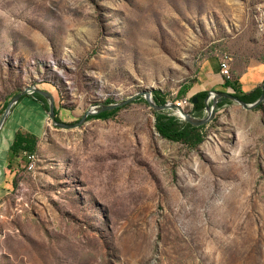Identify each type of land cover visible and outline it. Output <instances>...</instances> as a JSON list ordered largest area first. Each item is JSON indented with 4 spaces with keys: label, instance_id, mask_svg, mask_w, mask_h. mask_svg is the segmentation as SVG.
<instances>
[{
    "label": "rangeland",
    "instance_id": "rangeland-1",
    "mask_svg": "<svg viewBox=\"0 0 264 264\" xmlns=\"http://www.w3.org/2000/svg\"><path fill=\"white\" fill-rule=\"evenodd\" d=\"M224 60L264 88V0H0V119L32 86L71 125L155 90L201 118ZM143 98L78 129L41 104L36 169L0 176V264H264V103L218 108L192 149Z\"/></svg>",
    "mask_w": 264,
    "mask_h": 264
},
{
    "label": "trees",
    "instance_id": "trees-1",
    "mask_svg": "<svg viewBox=\"0 0 264 264\" xmlns=\"http://www.w3.org/2000/svg\"><path fill=\"white\" fill-rule=\"evenodd\" d=\"M223 88L220 90L222 92H228L232 90L233 92L230 93L233 96L239 98L241 101L245 102L246 104H253L260 99V97L264 94L263 89L260 87L255 88L251 92H245L242 89L241 84L238 81H231L230 78L223 77ZM189 91V88L185 85L181 88L180 94L186 96ZM212 91L211 89L199 90L198 92L194 93V95L188 97L190 101L193 102L194 98H197V102L194 103V110L196 114L201 115L206 109V97L208 96L209 92ZM153 97L155 102L158 105H163L167 103L166 97L162 94L161 91L155 90L153 91ZM187 97V96H186ZM32 98L41 103L45 110L49 111V103L48 101L41 95L34 94ZM142 99V98H140ZM143 100H145L143 98ZM229 100H222L218 104V108L224 107L227 103H230ZM8 104L6 105L7 108ZM5 108V109H6ZM122 109H118L112 112L103 113L97 116H92L89 118L88 121L93 119H103L107 120L115 116L119 113ZM156 115V130L161 135L162 138L172 141V142H182L187 144L188 147L194 149L200 146L204 141L205 137L201 133V129L204 126H197L193 125L189 122H186L175 115L167 114L165 111H157L154 110ZM59 111H57L58 121L62 122L59 117ZM3 140V137L0 138V145ZM39 149V141L38 137L31 133H24L23 131H18L15 135V140L10 146V155L12 158H17L22 154H37ZM26 158V157H25ZM4 161L3 157L0 156V172L3 171L2 162ZM27 162V159H26ZM3 176L2 172L0 176ZM4 177V176H3Z\"/></svg>",
    "mask_w": 264,
    "mask_h": 264
},
{
    "label": "water",
    "instance_id": "water-1",
    "mask_svg": "<svg viewBox=\"0 0 264 264\" xmlns=\"http://www.w3.org/2000/svg\"><path fill=\"white\" fill-rule=\"evenodd\" d=\"M263 92H264V88H263ZM34 94L41 95L48 101V103H49L48 116H49V118L52 119L55 126L62 128V129H78V128H81L88 122L90 117L97 116V115L107 113V112H112V111H115L118 109H123L127 104L133 103L134 101H136V99L138 97H141V96L146 99L148 104L154 110H157L160 112L166 111L169 109L179 111L180 114L178 115V117H180L182 120H184L186 122H189L193 125H197L199 127L205 126V125L209 124L210 122H212L214 116L217 113L218 104L222 100H229L231 102H234V103L242 106L244 109H246L248 111H252L264 103V94L255 103L246 104L245 102L241 101L239 98L233 96L232 94H230L228 92H222L220 90H212L209 92V94L205 100L207 116L199 118V117H194L190 113L185 112L184 107H182L179 103L167 102L166 104L158 105L155 102L154 97H153V93L151 91H140V92H137L135 95L131 96L130 98H128L127 100L122 101V103L104 105V106H100V107L94 106L85 115V117L82 119V121L80 123L75 124V125H71V124L62 123V122L58 121V119H57V107L55 104L54 96L47 91H43V90L38 89L36 86H32V87L25 89L24 91H22L18 95H16L12 99V101L8 104L5 112L3 113V115L0 119V132L4 129L7 121L9 120V118L12 114L13 108L21 101V99L25 96H33ZM197 101H198L197 98L193 99V103H196Z\"/></svg>",
    "mask_w": 264,
    "mask_h": 264
},
{
    "label": "crops",
    "instance_id": "crops-1",
    "mask_svg": "<svg viewBox=\"0 0 264 264\" xmlns=\"http://www.w3.org/2000/svg\"><path fill=\"white\" fill-rule=\"evenodd\" d=\"M251 79L253 78L251 77ZM208 80L211 83V87H210L211 90H221L223 88L222 85L224 79L222 74H218V75L215 74L214 76L212 75ZM205 89L208 88H201V90H205ZM32 99H33L32 96H25L21 99V101L13 108L9 120L7 121L4 129L0 132V138L4 137L2 142L1 152L6 151L4 161L2 162L4 177H5L6 169L11 170L13 169L15 164L21 165L22 163H24L22 160L26 161V158L22 155H20L17 158H12L10 155V146L15 140L16 133L18 131H23L24 133L34 134L37 137H42L43 135L42 130L39 131L38 128L40 126L42 128L43 126V124L40 123V120L41 117H43V114H45V110L43 109L41 103L37 101L35 102ZM33 110H35L36 112ZM22 126L23 129L26 130L20 129V127Z\"/></svg>",
    "mask_w": 264,
    "mask_h": 264
},
{
    "label": "built area",
    "instance_id": "built-area-1",
    "mask_svg": "<svg viewBox=\"0 0 264 264\" xmlns=\"http://www.w3.org/2000/svg\"><path fill=\"white\" fill-rule=\"evenodd\" d=\"M221 73L227 77L230 78L229 76V64L227 61L221 62ZM185 104H188V98L184 100ZM182 107V103H179ZM25 157L27 159V162L30 163V170L34 171L36 169L37 163L39 162V156L38 154H25Z\"/></svg>",
    "mask_w": 264,
    "mask_h": 264
},
{
    "label": "bare ground",
    "instance_id": "bare-ground-1",
    "mask_svg": "<svg viewBox=\"0 0 264 264\" xmlns=\"http://www.w3.org/2000/svg\"><path fill=\"white\" fill-rule=\"evenodd\" d=\"M176 113H177L178 115L180 114V112H179V111H176ZM39 130H41V129H40V127H39Z\"/></svg>",
    "mask_w": 264,
    "mask_h": 264
}]
</instances>
